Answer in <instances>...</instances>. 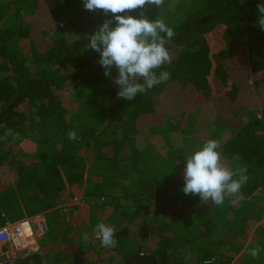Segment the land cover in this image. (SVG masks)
<instances>
[{"label":"trees","instance_id":"obj_1","mask_svg":"<svg viewBox=\"0 0 264 264\" xmlns=\"http://www.w3.org/2000/svg\"><path fill=\"white\" fill-rule=\"evenodd\" d=\"M259 3L264 0H165L159 8L131 10L165 20L174 37L166 45L171 62L156 70L171 78L127 101L105 76L100 54L86 47L90 35L57 29L65 19L94 15L98 31L111 14L86 10L83 0H0V136L9 129L18 134L0 140V228L58 207L57 194L67 199L68 182L95 221L115 228L118 241L104 248L97 239L78 240L74 248L104 252L110 264H204L212 258L213 264H264V240L248 243L264 218V115L238 116L230 128L216 129L220 111L229 113L243 89L264 97ZM160 125L175 137L198 132L219 140L225 163L247 168L240 193L214 205L178 190L183 149L166 156L152 144L140 146L141 133ZM69 131L78 139H68ZM33 169L40 183L18 192L14 176L27 179ZM119 187L132 192L128 203ZM172 202L186 215H167ZM256 247L261 252L253 258L249 250ZM37 261L33 256L25 263Z\"/></svg>","mask_w":264,"mask_h":264},{"label":"clouds","instance_id":"obj_2","mask_svg":"<svg viewBox=\"0 0 264 264\" xmlns=\"http://www.w3.org/2000/svg\"><path fill=\"white\" fill-rule=\"evenodd\" d=\"M165 0H83L86 10H103L105 19L93 35L88 37L86 45L100 54L98 63L105 70V76L119 86L118 97L127 101L134 100L138 94L168 81L171 74L157 69L171 62L168 50L174 31L165 20L149 19L144 11L133 16L131 10L144 9L145 6L161 7ZM257 26L264 31V3L257 4ZM115 24V27L112 25ZM113 69L117 75L113 76ZM16 138L17 133L9 129L0 140L7 142L8 137ZM67 137L77 140L75 131H69ZM234 159H239L235 157ZM184 169L185 195H198L203 202L211 200L214 205L224 203L226 197L237 196L249 177L246 167L232 168L225 163L221 142L217 139L206 140L187 156ZM93 235L104 248L118 245L115 228L99 222L93 229ZM85 241L89 234H83ZM261 252L259 247L249 250V255L257 258ZM205 260L204 264H213V260Z\"/></svg>","mask_w":264,"mask_h":264},{"label":"rangeland","instance_id":"obj_3","mask_svg":"<svg viewBox=\"0 0 264 264\" xmlns=\"http://www.w3.org/2000/svg\"><path fill=\"white\" fill-rule=\"evenodd\" d=\"M61 22L62 23L57 25V29H61L63 31H70V32L71 31H80L82 33H86V34L91 36L93 33L96 32V29H97V27H96L97 23H96L94 15L93 16L81 15L79 18L65 19ZM61 24H63V26H61ZM34 25H35V28L37 31L43 29L42 25H40L37 22H34ZM54 26H56V25H51L48 28H53ZM53 31L49 32V36L52 35ZM116 86H118V85H116ZM263 104H264V97L257 96L255 93V90L253 88L243 89V91L240 93L238 102L235 104V107L229 113H226L225 111H220V113H219L220 116L217 118L216 129L220 130L221 127H227V128L229 127L230 128V126H233L236 123V119L238 116H239V118L242 117L243 119H245V118L256 119V118L262 117L264 115ZM70 113H71V115L75 114V112H70ZM171 118L174 119V117H171ZM161 127H163V126L162 125H160V127L155 126L154 128L149 127L141 133L142 136L140 139V146L142 147V149L146 148V146L148 144H152L153 147H157L158 149H163L162 151L166 156H167V154L174 155L175 150H180V149H183V151H184L183 153L188 156L194 148L201 146L206 141V139L203 137V135L198 134V132L196 134H194L193 137H189V138L188 137H175V136H172L171 133H170L171 134L170 135L167 131H165V132H164V130L161 131ZM151 134L154 135V136L152 135V138H150ZM221 146H222V144H221ZM175 184L177 185L178 190H182L184 187L183 186L184 180L179 181L176 179ZM66 185H67V190H65V192L67 195V199L64 201L63 192L59 191V193L57 195H58V200L60 201V206L65 207L67 209V212H69V211L71 212L70 206H72V205H71L69 199H70V194L73 193V187H71V185L68 182L66 183ZM121 185H124V182H121ZM177 187L174 186L172 188V190H170V191H172L171 195L176 194L175 190ZM119 192H120V198H122L123 200H125L126 203H128V201L131 199L130 197L132 195V192L129 190H126V189L122 190L121 188H120ZM177 196H178V192H177ZM75 200H78V199H75ZM169 201H172V200L169 199ZM79 205H80L79 206L80 208L78 210L75 209L71 212L72 214L79 215L77 218L78 219L77 223H75L74 226L72 227L74 229L73 232L68 231V233L65 234L64 237H60V238L56 239L57 242H55L52 245V246L56 247V249L53 250L54 252H56L58 249H64V248L66 249V247L68 245L61 242L65 239V237L72 236V235H75V237H76V235H77L79 237V240L82 241L83 234L85 232H87L89 234V240H87V241H91V243L96 244L95 243L96 238L93 235V229L96 226V224L98 223V221L94 220V218L90 214V209L86 205H84L82 201H80ZM165 208L167 209V211H166L167 215H170V213L173 214V212H175L179 216L186 215V210L183 208L182 205L177 204V202L169 203L168 207L166 206ZM186 229L188 230V232L194 231V228H186ZM61 231H62V234L65 232L64 229H61ZM46 235L47 234H45L43 237H46ZM48 240H49V236L46 237L45 242L47 241V243H49V245H50V240H49V242H48ZM261 240H264V218L251 229L250 234H249V238H248V243L253 242V241L254 242H260ZM248 243H247V245H249ZM247 245L245 244L243 246L242 249L244 251H246L245 249H246ZM40 246H41V244H40ZM64 246H66V247H64ZM188 248L189 247H186V249H188ZM97 249H99V248H97ZM95 252H98V251H95ZM95 252H93V250L91 249L88 253L85 252L86 254H82V255H87V256H85L86 259H84L85 264H110L109 260L107 259L108 257L104 254V252H98L100 254V256L96 255ZM40 253L41 252L39 251L36 254H29V256L27 258L36 256V255H41ZM242 253H243V251L239 254L240 257H237L236 259H240L242 256ZM181 256L184 257L188 261H192V260L194 261L197 258L195 255H192V253H190V252H183L181 254ZM101 257L106 259L102 263L99 262L101 260L100 259ZM27 258H23L22 256H18L15 259V263L18 262V264H21V261L25 262ZM44 259L45 260H43V264H48L47 258L44 257ZM114 264H120V262H118V260H117Z\"/></svg>","mask_w":264,"mask_h":264},{"label":"crops","instance_id":"obj_4","mask_svg":"<svg viewBox=\"0 0 264 264\" xmlns=\"http://www.w3.org/2000/svg\"><path fill=\"white\" fill-rule=\"evenodd\" d=\"M37 169H33V170H30L29 172H27V176H26L27 179H25V178L21 179L20 175L14 176L13 182H14L15 188H17L18 192H21V191H23V190H25L31 186H35V185L40 183V181H41L40 174L37 173L35 175V173H34L35 170H37ZM33 177H34V181L31 180ZM70 197H72V198L74 197L73 199L72 198L69 199V201L72 205V206H70L71 212H72L73 210H75L72 207H74V206L79 207L80 206L79 204H80V201H82V197H75V195L73 193L70 194ZM75 199H78V200H75ZM58 202H59L58 207H56L52 210H49L47 212H42V213L36 214V215L43 214L46 217L48 224H49V219H50V225H51L50 229L46 235V237L49 236L50 245H49V243H47V241L45 242L46 237H43L39 240V242L41 244V246H40V252H41L40 254L41 255H36L38 257L37 262H38V264H43V260H45L44 257H46L48 264H78L79 263L78 261H80L81 264H85L84 259H86L85 256H87V255H82V254H86L85 251L79 246L77 248H74V245H73L76 243L75 241L79 240V237L77 235H76V237H75V235L65 237V239L63 241H61L62 243H65L68 245L67 247L64 246V247H66V249L65 248L64 249H58L56 252L53 251L54 249H56V247L52 246L55 242H57L56 239L60 238V237H64L65 234L68 233V231L73 232L74 229L72 227L74 226L75 223H77V220H78L77 218L79 216L76 214H72L70 211L67 212V209L65 207L60 206L59 200H58ZM79 208H77V210ZM55 211L60 212V213L58 215H53L55 213ZM27 216H29V215L26 214L25 217H27ZM73 218H74V220H73ZM51 220H52V222H51ZM61 229L65 230V232L63 234H62ZM49 240H48V242H49ZM41 260H42V262H41ZM25 262L21 261V264H27ZM31 263L34 264L33 262H29L28 264H31Z\"/></svg>","mask_w":264,"mask_h":264},{"label":"built area","instance_id":"obj_5","mask_svg":"<svg viewBox=\"0 0 264 264\" xmlns=\"http://www.w3.org/2000/svg\"><path fill=\"white\" fill-rule=\"evenodd\" d=\"M63 26V24H61ZM49 231L43 214L27 216L25 219L0 228V264H18V256L27 258L40 251L39 240Z\"/></svg>","mask_w":264,"mask_h":264}]
</instances>
